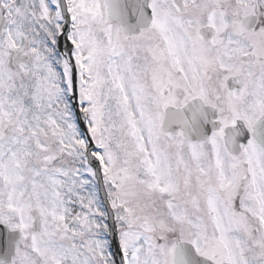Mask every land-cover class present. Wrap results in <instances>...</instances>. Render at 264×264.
Returning a JSON list of instances; mask_svg holds the SVG:
<instances>
[{"label":"snow or ice","instance_id":"snow-or-ice-1","mask_svg":"<svg viewBox=\"0 0 264 264\" xmlns=\"http://www.w3.org/2000/svg\"><path fill=\"white\" fill-rule=\"evenodd\" d=\"M0 264H264V0H0Z\"/></svg>","mask_w":264,"mask_h":264}]
</instances>
